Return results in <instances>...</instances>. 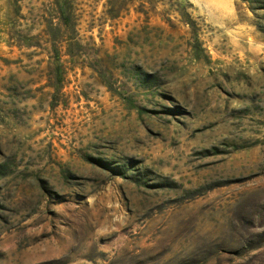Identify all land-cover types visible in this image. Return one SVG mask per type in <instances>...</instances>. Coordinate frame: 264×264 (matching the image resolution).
Here are the masks:
<instances>
[{
	"label": "rangeland",
	"instance_id": "rangeland-1",
	"mask_svg": "<svg viewBox=\"0 0 264 264\" xmlns=\"http://www.w3.org/2000/svg\"><path fill=\"white\" fill-rule=\"evenodd\" d=\"M261 1L0 0V264H264Z\"/></svg>",
	"mask_w": 264,
	"mask_h": 264
},
{
	"label": "trees",
	"instance_id": "trees-1",
	"mask_svg": "<svg viewBox=\"0 0 264 264\" xmlns=\"http://www.w3.org/2000/svg\"><path fill=\"white\" fill-rule=\"evenodd\" d=\"M260 4L262 5V8H264V1H261ZM64 19L66 20V22L69 21V18H67V17L66 18L64 17Z\"/></svg>",
	"mask_w": 264,
	"mask_h": 264
}]
</instances>
